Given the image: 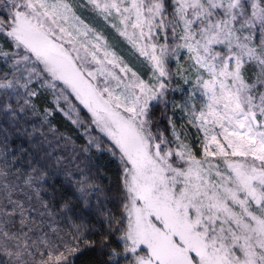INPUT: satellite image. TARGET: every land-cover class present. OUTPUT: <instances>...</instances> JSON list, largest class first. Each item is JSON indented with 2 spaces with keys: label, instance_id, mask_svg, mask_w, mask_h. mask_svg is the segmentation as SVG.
Listing matches in <instances>:
<instances>
[{
  "label": "snow or ice",
  "instance_id": "snow-or-ice-1",
  "mask_svg": "<svg viewBox=\"0 0 264 264\" xmlns=\"http://www.w3.org/2000/svg\"><path fill=\"white\" fill-rule=\"evenodd\" d=\"M83 248L264 264V0H0V264Z\"/></svg>",
  "mask_w": 264,
  "mask_h": 264
},
{
  "label": "trees",
  "instance_id": "trees-1",
  "mask_svg": "<svg viewBox=\"0 0 264 264\" xmlns=\"http://www.w3.org/2000/svg\"><path fill=\"white\" fill-rule=\"evenodd\" d=\"M173 67H175V63H173L172 65ZM145 69V68H144ZM175 86V82L173 83V87ZM170 98H174V99H180V96L178 93L176 94H171L170 93ZM49 99H53L51 96H49ZM63 103V102H61ZM52 107H54V105H52ZM171 108V106H169V109ZM157 111H159V109H157ZM169 115H171V111L169 110ZM178 115V114H177ZM49 119L52 121V125H54L57 129H59V132H66V131H72L74 138L76 136H79V139H76V144L77 145H82L84 143H86L87 137H85L83 135V128L81 129H74V127L70 124V122L63 116L62 113L60 112H53V115L51 117H49ZM162 123H166V121L162 122ZM97 133L95 131L92 132V135H96ZM107 143V141H105V144ZM69 147H71V145H69ZM104 145H101V148H103ZM93 153L96 156V164L98 165L99 168L103 169L104 171L108 172L110 175L112 174V172L114 171L115 167H116V162L114 159H112L106 152H98L95 148H93ZM59 154V153H58ZM63 154H67V153H63ZM105 183H107L108 181L105 180ZM48 189L47 194L45 195V199H47L48 197H50L51 195H53V186L52 185H46L45 186ZM55 188L57 189L55 195L57 197V199H59L60 197V192H59V184L55 185ZM77 217L82 216L84 218V222L88 223V224H95L97 228L100 227V224L97 223L96 217L94 214H90L88 211L83 210V208H81L78 212H76L74 214ZM77 223L80 222L79 219H77L76 221ZM63 226V225H61ZM88 239H93V240H98L99 236L98 235H93L91 233H89ZM83 247V246H82ZM100 259L98 252L96 250H92V249H88V248H83V254L82 255H78L76 257L75 260V264H97V261Z\"/></svg>",
  "mask_w": 264,
  "mask_h": 264
},
{
  "label": "rangeland",
  "instance_id": "rangeland-1",
  "mask_svg": "<svg viewBox=\"0 0 264 264\" xmlns=\"http://www.w3.org/2000/svg\"><path fill=\"white\" fill-rule=\"evenodd\" d=\"M134 63H136L137 66L141 68V70H144V68L146 69V65H142L139 61L134 60Z\"/></svg>",
  "mask_w": 264,
  "mask_h": 264
}]
</instances>
